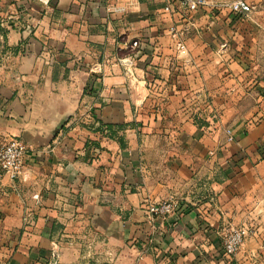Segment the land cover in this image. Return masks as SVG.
Returning <instances> with one entry per match:
<instances>
[{
  "label": "crops",
  "instance_id": "0c3cea01",
  "mask_svg": "<svg viewBox=\"0 0 264 264\" xmlns=\"http://www.w3.org/2000/svg\"><path fill=\"white\" fill-rule=\"evenodd\" d=\"M201 1L0 0V264H264V0Z\"/></svg>",
  "mask_w": 264,
  "mask_h": 264
},
{
  "label": "built area",
  "instance_id": "2783aa9c",
  "mask_svg": "<svg viewBox=\"0 0 264 264\" xmlns=\"http://www.w3.org/2000/svg\"><path fill=\"white\" fill-rule=\"evenodd\" d=\"M43 3H49L51 0H39ZM165 3L166 11L178 8L186 14H192L204 5L201 0H162ZM233 14L240 17H248L253 7L248 0H234L229 4ZM134 49L138 48V43L132 44ZM180 53L187 55V49L184 44L180 45ZM125 65H130L132 59L123 60ZM230 133V131H228ZM29 152L28 145L18 138H11L0 147V177H8L11 181L19 180L24 173L25 160ZM178 203L170 199L166 202L159 203L148 207L149 221L158 218H165L175 211ZM250 232L246 227L231 226L226 228L222 234V243L225 255L228 258H234L240 252Z\"/></svg>",
  "mask_w": 264,
  "mask_h": 264
},
{
  "label": "trees",
  "instance_id": "16d2710c",
  "mask_svg": "<svg viewBox=\"0 0 264 264\" xmlns=\"http://www.w3.org/2000/svg\"><path fill=\"white\" fill-rule=\"evenodd\" d=\"M110 130H112V129L110 128Z\"/></svg>",
  "mask_w": 264,
  "mask_h": 264
}]
</instances>
